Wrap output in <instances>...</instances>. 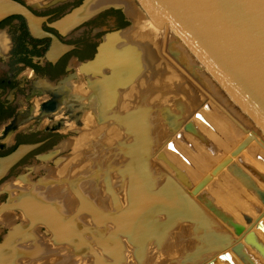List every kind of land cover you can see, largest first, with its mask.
Segmentation results:
<instances>
[{
	"label": "bare ground",
	"instance_id": "bare-ground-1",
	"mask_svg": "<svg viewBox=\"0 0 264 264\" xmlns=\"http://www.w3.org/2000/svg\"><path fill=\"white\" fill-rule=\"evenodd\" d=\"M134 1L132 0V4L129 0H96L93 3L95 10L107 4L122 6L132 22V29L137 24L136 28H139L140 34L131 32V26L107 33L99 44L97 57L82 63L86 68L92 66L94 72L91 75H98L93 79L88 77V88L83 89L84 92L92 91L93 95L88 96L90 103L87 102L86 108L80 113L81 123L77 120L79 124L75 125L66 119L61 128H75L79 132L93 128L95 131L91 130L95 132V138L85 140V144L80 143L78 156L75 158L69 160L65 156L68 161L64 158L61 162L55 161L52 168L46 163L47 160L45 164H39L44 168V173L36 182H32L29 172H25L21 178L20 190L11 192L7 189V199L0 203V232L4 228L7 229L0 244V264H50L53 260V263L65 264L64 259H70L67 264H169L170 261L183 264L188 260L193 264H208L214 262L217 256L229 252L233 245L241 241L253 252L243 238L247 232L254 230L256 222L264 219L263 202L261 210L252 215L251 206L242 198L239 202L235 198L236 195H229L230 186L226 181H222L229 193L226 198L223 196L225 200L219 193H214L218 196H215L216 200L224 202L226 205L222 204L228 206L231 211L230 197L245 213L252 215L239 235L232 234L205 202L197 197L203 188L211 183L213 175H217L221 170L215 174L211 173L209 168L207 173L210 174V182L194 192L192 188L200 177H195L198 180L188 187L160 160H154L153 155L156 156L160 150H164V144L174 132L193 118L194 112L201 108L204 100H210L246 137L251 134L250 138L256 137L261 144H264V130L244 111L208 64L181 39L170 24L158 19L159 22L154 23L142 9L141 17L138 6L133 5L140 3L138 0ZM149 21H152L154 26L144 28L141 25L145 26ZM170 35L183 45L197 64L194 63L190 67L180 63V54L170 48ZM109 45L114 47L111 51L112 60L106 59L107 61L103 62V53ZM124 53L126 57H121ZM169 61L196 84L204 98L196 102V95L187 96L186 92L177 86L176 83L180 80L170 69ZM114 63L119 66L123 64L129 71L127 70L125 75L119 74ZM184 66L191 68L189 71L194 77L185 71ZM194 68L206 72L203 74L204 78H201ZM164 83L179 88L174 92L169 88L170 91L164 90V93ZM210 83L219 91V95L215 94L213 89L207 90ZM160 94L162 95L158 101ZM217 97H221L219 99L222 102H227L226 106L232 108H228L231 112L235 109L239 117L246 115L255 127L246 125L239 117L236 118L235 113L232 114ZM95 103L99 107L98 112L92 110ZM131 108L134 109L130 110ZM134 110H139V120L132 113ZM125 114L129 116L128 125ZM210 117L223 129L212 116ZM143 122L145 128L141 132ZM195 123L203 129L198 122ZM145 129L147 135L143 133ZM226 134L232 142L236 140L232 134ZM89 135L87 132L84 136ZM131 135L134 142L129 144L133 138ZM62 144L64 146L53 149L44 158L55 155L69 146L70 142L65 140ZM133 145L135 147L129 149V146ZM249 146L263 154L264 152L254 143L247 144L246 151L243 150V153L264 172V164L248 152ZM110 149L113 152L106 159ZM26 150V146H20L14 156L2 159L1 173L6 171V167L19 156L18 154H23ZM138 152H142L144 157L140 155V160L136 161ZM118 153L124 157L121 164L119 162L122 158L117 159ZM86 160L89 162H85ZM176 161L180 163L177 159ZM229 175V180L237 183L240 190L242 188L250 197V191L240 180L231 172ZM261 186L264 189V186ZM1 190L3 189L0 188V193ZM236 216L240 220L239 216ZM188 234L192 235L195 243L191 248L186 246L187 243L181 248L177 241ZM175 250L180 252L179 255ZM171 252H176L177 255L174 257ZM245 257L252 263L247 255Z\"/></svg>",
	"mask_w": 264,
	"mask_h": 264
},
{
	"label": "water",
	"instance_id": "water-1",
	"mask_svg": "<svg viewBox=\"0 0 264 264\" xmlns=\"http://www.w3.org/2000/svg\"><path fill=\"white\" fill-rule=\"evenodd\" d=\"M90 1L83 0L78 10ZM138 1L149 20L156 24L159 21L167 22L172 26L181 39L208 64L214 75L244 111L264 130V0ZM108 7L120 8L129 21L127 27H120L114 31L127 29L131 25V20L122 6L107 4L95 12ZM75 11L77 12V10ZM16 13L30 17L29 10L18 1L0 0V19ZM98 47L99 45L93 56L85 61H91L97 57ZM53 56L48 55V58L53 59ZM210 116L223 129L216 125ZM193 118L194 121L186 122L182 130L175 134L174 139L169 140L166 144V149L180 163L176 162L165 150L159 151L156 157L188 187L194 184L195 177H200L192 188V191L195 192L202 189L211 180L210 174H204V167H210L211 173L216 174L229 161L228 156H225L218 164L213 165L214 162L211 157H220L223 153L222 147L230 146L233 143L226 132L236 138L242 132L210 100H204L201 108L194 112ZM203 130L206 131V134ZM210 136L222 147L217 146ZM250 136L251 134L248 138ZM20 146H26V149L32 147V145L22 144L8 155L0 157V177L2 176L1 160L14 156ZM247 150L264 164L262 152L255 150L253 146H249ZM238 160L241 164L232 162L229 165V171L264 203V189L257 185L253 179L255 177L264 186V172L245 153H241ZM218 178L221 181L222 179L226 181L230 190L237 193L246 204L251 206L252 210H259L260 206L251 202L248 194L242 188L240 190L234 181H230L225 171H222ZM219 189L216 182L213 181L208 184L207 189L205 188L199 193V198L231 230L232 234L239 235L244 229V224L248 223L251 217L245 213V210L237 206L230 197L229 204L235 209L230 208L237 213L235 215H238L240 220L233 214L232 210L233 213L216 198H212L213 191V193H219L220 197L224 199L222 195L226 192H221ZM243 241L264 260V219L255 223L254 230L247 232ZM240 247V242H237L232 246V249L237 250ZM222 256L229 259L227 253L222 254Z\"/></svg>",
	"mask_w": 264,
	"mask_h": 264
},
{
	"label": "flooded vegetation",
	"instance_id": "flooded-vegetation-1",
	"mask_svg": "<svg viewBox=\"0 0 264 264\" xmlns=\"http://www.w3.org/2000/svg\"><path fill=\"white\" fill-rule=\"evenodd\" d=\"M15 1L29 10L30 17L16 13L0 19V157L22 144L32 147L16 157L1 177L9 176L28 156L33 162L23 171L15 172L11 183L2 186V203L7 199L8 190L17 192L22 188L25 172L36 182L44 173L40 165L45 160L52 168L55 161L71 157L63 151L69 146L44 158L53 149L64 146L62 142L66 139L53 144L55 137L64 133L63 121L69 119L78 125L88 96L93 95L89 89L87 92L83 89L88 88V77L93 79L98 75H91L92 66L86 68L82 63L93 56L107 32L122 27L119 20L129 24L120 8L108 7L95 12L96 0L86 3L85 10H78L83 0ZM48 55L54 58L49 59ZM92 110L99 111L96 103ZM69 130L79 132L75 128ZM45 145L51 147L37 151ZM2 231L5 233L7 229Z\"/></svg>",
	"mask_w": 264,
	"mask_h": 264
},
{
	"label": "rangeland",
	"instance_id": "rangeland-1",
	"mask_svg": "<svg viewBox=\"0 0 264 264\" xmlns=\"http://www.w3.org/2000/svg\"><path fill=\"white\" fill-rule=\"evenodd\" d=\"M130 1V3L132 2V0H129ZM133 2H135L134 0H133ZM132 4V3H131ZM133 5L135 6V7H137L138 6V13L140 14V16L142 17V13H140V10H141V8L139 7V5H137V3H133ZM138 14V15H139ZM120 18V17H119ZM135 22H138V21H135ZM139 23V22H138ZM129 24H127V22H125V21H121V20H119V26H122V27H127ZM137 24H135L134 25V28L132 29V25H131V28H130V31L132 32L133 31V33L135 32L136 34L138 33V34H140L139 33V28H136L137 26H136ZM144 28H150L151 26H154V23L152 22V21H149V22H146V25L144 26V24H141ZM141 26V27H142ZM140 31H142V32H144L142 29H140ZM169 39H170V48L171 49H174V50H177L178 51V53L180 54H178L180 57H181V59H180V63H182V65H186V64H188L189 66L190 65H192V64H197L196 63V61L195 60H193L192 58H191V56H190V54H188L187 53V51L184 49V47H183V45H181V43L180 42H177L178 40H176L175 39V37L174 36H171L170 35V37H168ZM113 45V44H112ZM112 45H109L107 48H106V50H105V52L103 53V58H102V61L103 62H106L107 60L109 61V60H112L111 59V55H112V53H111V51H112V49H114V47H112ZM186 51V52H185ZM110 52V53H109ZM115 52H116V50H115ZM168 52H170V51H168ZM171 53V52H170ZM115 54V53H114ZM113 54V55H114ZM104 55H105V57H104ZM121 57H126V54L124 53V54H121ZM107 59V60H106ZM106 60V61H105ZM126 62V61H125ZM125 62H121V63H125ZM114 65L118 68V73L119 74H123V75H125V72H127V70L129 71V69L127 68V67H125L123 64L121 65V66H119V65H117V64H115L114 63ZM168 65H169V67H170V69L173 71V73L176 75V78L177 79H179L180 80V82H178L177 81V86H179L184 92H186V95L188 96V94L189 95H191V96H193V95H196L197 96V98L195 99L196 100V102H198L199 101V99L200 98H204V95L202 94V92L200 91V89L196 86V84H194V83H192L190 80H189V78H188V76L186 75V74H184L183 72H181V71H179V69L178 68H176L170 61L168 62ZM191 67V66H190ZM184 68H186V66H184ZM126 69V70H125ZM191 68H186V72L187 73H189L190 74V70ZM125 70V71H124ZM193 70H195V71H197V68H194ZM122 72V73H121ZM198 73H199V75H200V77L201 78H204V75H205V73L206 72H204L202 69L200 70V71H197ZM201 72H202V74H201ZM105 74V72H103V75ZM204 74V75H203ZM191 76H193L192 74H190ZM194 77V76H193ZM187 78V79H186ZM198 82H200L198 79H196ZM204 80V79H203ZM205 80H207L206 79V76H205ZM190 81V82H189ZM206 82H208V81H206ZM166 85V86H165ZM169 85V83H164L163 84V92L165 93V91L167 92H169L170 90H169V88H171V90L174 92L175 90H177L179 87H176L175 88V85H174V87L173 86H168ZM213 84L212 83H210L209 85H207V90H209V91H211L212 89L214 90V92H215V94H218L219 95V91L214 87V86H212ZM165 86V87H164ZM168 86V87H167ZM215 88V89H214ZM165 90V91H164ZM212 90V91H213ZM196 93V94H195ZM161 95L162 94H160L159 95V100L158 101H160V98H161ZM221 96V95H220ZM194 97V96H193ZM221 99V97H217V99L228 109V108H230V109H232L230 106H226V104H227V102H222V100H220ZM232 103V102H231ZM234 107V106H233ZM132 109H134V108H131L130 110H132ZM229 110V109H228ZM135 111V112H134ZM132 113H134L135 114V118H137L138 119V117H139V119H140V112H139V110H134ZM138 113H137V112ZM230 111V110H229ZM234 113H235V109H233L232 110ZM231 112V111H230ZM233 112H231L232 114H234ZM137 114H138V116H137ZM236 114V113H235ZM234 114V116L236 117V118H238L239 116L236 114L235 115ZM125 116V119L127 120V125H128V118H129V116L127 115V114H125L124 115ZM193 116H194V114H193ZM192 116V117H193ZM144 118V117H143ZM240 119H242V121L246 124V125H248V126H250V127H255L254 126V124L252 125V122L246 117V115H241V117H239ZM138 119V120H139ZM212 119V118H211ZM190 120V119H189ZM188 120V121H189ZM191 120H195L194 118H191ZM142 122V121H141ZM141 125H142V130H141V132L143 131V129L145 128V124H144V122L143 123H141ZM126 128H127V126H126ZM91 129H93V128H91ZM91 129H86V133L84 132V131H82V130H80V132H78V131H75V130H69V131H67L68 129H61V130H64L63 132V134H61L60 136H56L55 137V139H54V142H53V144L56 142H59L61 139L62 140H64V139H66V140H68L69 142H70V144H69V146H70V148H67V147H69V146H66L65 148H67L66 150L65 149H63V151H65V153L66 152H68V153H70L71 154V159L72 158H75V157H77L78 155H77V152L79 151V147H80V143H86V141L85 140H90V139H94L95 137V132H92L93 130L95 131V129H93V130H91ZM90 130V131H89ZM132 130V129H131ZM179 130H182V127L180 128V129H178L176 132H174L173 133V135L171 136V138L169 139V140H171V139H174V136H175V134L179 131ZM145 132H143V133H146V135H147V131H146V129L144 130ZM205 131V130H204ZM87 134V132H88V135L91 133L92 135H89V136H84L85 134ZM242 132V131H241ZM137 133V131L136 132H134V134H136ZM205 134H206V131H205ZM162 135V134H161ZM255 135V134H254ZM84 136V137H83ZM132 136V135H131ZM87 137V138H86ZM133 137V136H132ZM147 137V136H146ZM83 138V139H82ZM210 138L213 140V142L216 144V145H218V143L210 136ZM247 138V139H246ZM78 139H82L81 141L79 140L78 141ZM84 140V141H83ZM168 140V141H169ZM244 140H246L245 141V143H244ZM73 141V142H72ZM87 141V142H88ZM79 142V143H78ZM132 142H134V137L133 138H131V140L129 141V144L130 143H132ZM62 143H65V141H63ZM244 143V144H243ZM250 143H254V144H257V146L264 152V144H261V143H259V141H258V139L256 138V137H253V138H248V137H246V135L244 134V132H242L241 133V135L238 137V138H236V140L235 141H233V143L230 145V146H226V147H224V148H222V150H223V153L221 154V156L220 157H213V156H211L212 158H213V165L216 163V162H218L219 160H222V158L223 157H225V156H228V158H229V161L221 168V171L217 174V175H213V177H212V180H211V183L213 182V181H215L216 182V184L218 185V187L221 189H219L221 192L222 191H224V192H226V194H223L222 195V197L224 196V198H226V196H228L227 194L230 192V194L229 195H236V199L240 202V197L238 196V194L237 193H235L233 190H230L229 189V192H227L226 191V188L224 187V185L222 184V181H223V179H222V181H220L219 180V174L222 172V171H225V173H226V176H230L229 175V165L232 163V162H235V163H237V164H241L240 162H239V155L241 154V153H243V150H245L246 151V149H245V147L247 146V144H250ZM137 144V143H136ZM166 144H167V142L164 144V146H163V148L162 149H164L165 151L167 150L166 149ZM243 144V145H242ZM57 145V144H56ZM128 145V144H127ZM242 145V147L240 148V146ZM219 146H220V144H219ZM49 147H51V145H45V146H42V147H39L38 148V150L37 151H44L45 149H47V148H49ZM133 147H135V145H133V146H129V149H132ZM221 147V146H220ZM238 148H240V149H238ZM237 150V151H236ZM161 151V150H160ZM168 152H170L169 150H167ZM166 151V152H167ZM113 151H112V149H110V151H109V155L108 156H106V159H108L109 157H110V155H111V153H112ZM144 153V155H145V158L147 157L146 156V151L144 150L143 151ZM167 152V153H168ZM171 153V152H170ZM158 154V153H157ZM157 154H156V156H157ZM169 154V153H168ZM208 154H210V153H208ZM77 155V156H76ZM140 155H142V152H138V154H137V158H136V161L137 160H140V158L141 157H139ZM144 155H142L143 157H144ZM154 157H153V159L154 160H159L156 156H155V154L153 155ZM174 160H176L172 155H170ZM111 157H113V156H111ZM142 157V158H143ZM69 158V157H68ZM70 158H69V160H70ZM120 159V158H122V160L119 162L120 164H121V162L123 161V158L124 157H122V155L121 154H117V159ZM193 159V158H192ZM87 160H88V158H87ZM85 161V162H89V161ZM105 160V159H104ZM66 161H68V159L66 160ZM66 161H64V162H66ZM33 162V160L31 159V156H28L27 158H24V160L21 162V163H19V164H17L14 168H13V172L9 175V176H3V177H1V179H0V188H3L2 186L3 185H5V184H8V183H11L12 182V180H13V178H12V176L14 175V173L15 172H20V171H23V168L26 166V165H28V164H31ZM85 162H83V164L85 163ZM177 162V161H176ZM86 163V164H87ZM200 165V164H199ZM31 166V165H30ZM63 166H64V163H63ZM60 168V167H59ZM58 168V169H59ZM183 168H186L185 166H183ZM210 168V167H209ZM209 168H207V167H204V174L205 173H207L208 171H209ZM187 169V168H186ZM170 170V169H169ZM171 171V170H170ZM187 171H188V169H187ZM28 172V171H27ZM172 172V171H171ZM173 173V172H172ZM174 174V173H173ZM175 175V174H174ZM253 179H254V181H256V183H257V185H259L260 187H262L261 185H263V184H260V182L258 181V180H256V178H254L253 177ZM198 179L197 178H195V181H194V183L197 181ZM144 182H145V180H144ZM237 184V183H236ZM206 189H207V186L205 187ZM205 188H203V189H205ZM250 191V190H249ZM220 192V193H221ZM245 192V191H244ZM248 193V192H247ZM250 194H251V196H250V199L252 200V202L253 203H255V204H258L259 206H260V208H259V210H261V208L263 207L262 206V203H261V201H260V199L253 193V192H251L250 191ZM8 195V194H7ZM212 195L215 197L216 195L212 192ZM3 195H1L0 194V202H2V200H3ZM197 197H199V195L197 196ZM216 197H218V196H216ZM215 197V198H216ZM218 200V199H217ZM221 201V200H220ZM219 201V202H220ZM221 203H224V202H222L221 201ZM225 204V203H224ZM223 204V206L225 207V208H227L228 206H225ZM207 206V205H206ZM228 209V208H227ZM251 210H252V208H251ZM258 210V211H259ZM253 211V213H252V215H254L255 213H257L258 211H254V210H252ZM252 215L251 214H249V216L252 218ZM236 216V215H235ZM237 217V216H236ZM55 221H56V218H55ZM227 227V226H226ZM227 229L229 230V231H231L228 227H227ZM6 233V232H5ZM5 233H4V231H1L0 232V244L3 242V240H4V236H5ZM1 236H2V239H1ZM192 235L191 234H188V235H186V237H180V239H178V243H179V245H180V247L181 248H183L184 246L183 245H185L186 243V246L188 247V248H191V246H193L194 245V243L195 242H193L194 241V239H193V237H191ZM188 240V241H187ZM193 242V243H192ZM241 243V247L240 248H238L237 250H233V249H231L229 252H227V255H228V257H229V259L228 258H224L222 255H219V256H217L216 258H214V262H208V264H264V262L262 261V260H260V258H258L257 256V254L255 253H253L249 248H247L243 243H242V241L240 242ZM181 250V249H180ZM177 253H178V255H179V253L180 252H178V250H175ZM175 252V253H176ZM174 252H171L170 254L172 255V256H176L177 255V253L175 254ZM204 255H206V254H204ZM245 255H247L249 258H250V260L252 261V263H250L248 260H247V258L245 257ZM57 257V256H56ZM172 258V257H171ZM54 261V260H53ZM53 261L50 263V264H60V263H53ZM64 261H65V264H67V261L69 262L70 261V259L68 260V259H64ZM168 261V260H167ZM173 262V261H172ZM232 262V263H231ZM165 263H167V262H165ZM169 264H174V263H171V261L169 262ZM183 264H193L192 263V261L191 260H188L186 263H183Z\"/></svg>",
	"mask_w": 264,
	"mask_h": 264
}]
</instances>
